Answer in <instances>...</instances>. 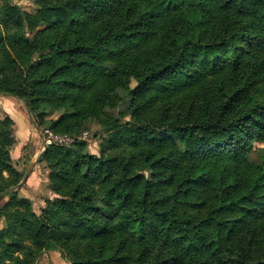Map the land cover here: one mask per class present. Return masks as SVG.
Returning a JSON list of instances; mask_svg holds the SVG:
<instances>
[{"label":"trees","instance_id":"1","mask_svg":"<svg viewBox=\"0 0 264 264\" xmlns=\"http://www.w3.org/2000/svg\"><path fill=\"white\" fill-rule=\"evenodd\" d=\"M0 0V94L49 145L55 195L0 204V264H264V0ZM134 85L131 86V83ZM129 119L123 121V112ZM13 119L0 120V194Z\"/></svg>","mask_w":264,"mask_h":264},{"label":"rangeland","instance_id":"2","mask_svg":"<svg viewBox=\"0 0 264 264\" xmlns=\"http://www.w3.org/2000/svg\"><path fill=\"white\" fill-rule=\"evenodd\" d=\"M14 3L27 11H33L36 8L32 0H15ZM133 85L134 82L131 83V86ZM6 116L13 119L12 132L15 141L10 148L11 163L15 169L22 173V177L29 169L26 181L15 191L17 196L30 200L34 212L39 214L46 206V200H52L55 197L48 187V169L43 162H38L40 154L44 151V140L49 130H43V128H38V126H36L30 111L20 99L0 94V120ZM123 117V121L129 119L126 110L123 112ZM84 131H88V136L80 141L86 142V151L88 153L98 155L100 142L105 135H103L100 128L95 124H91ZM253 147L255 149L262 148L264 144L254 143ZM29 178L32 182H30L31 180ZM28 179L29 184H27ZM32 187L34 188L33 190H31ZM263 196L264 188H257L254 191L253 201L246 205L251 206L254 203L260 202ZM8 198L7 195L2 197L0 199V204H4ZM2 225L3 223L0 220V228ZM51 252L58 253L60 264H70V260L62 258L59 251ZM48 258L47 251H42L35 258V264H57L55 261H50V258L48 260Z\"/></svg>","mask_w":264,"mask_h":264},{"label":"built area","instance_id":"3","mask_svg":"<svg viewBox=\"0 0 264 264\" xmlns=\"http://www.w3.org/2000/svg\"><path fill=\"white\" fill-rule=\"evenodd\" d=\"M88 136V131H82L78 135H69V134H54L52 132H47V137L44 140V145H57L63 147L71 146L75 141L83 140Z\"/></svg>","mask_w":264,"mask_h":264},{"label":"water","instance_id":"4","mask_svg":"<svg viewBox=\"0 0 264 264\" xmlns=\"http://www.w3.org/2000/svg\"><path fill=\"white\" fill-rule=\"evenodd\" d=\"M43 148H44L43 150H45V148H46L45 145ZM28 173H29V169H28V171L25 172V174L23 175V177H22V179L18 185L14 186V187H10L0 194V199L2 197H4L5 195H7L9 192L15 191L18 187H20V185L26 181V179L28 177ZM35 262H36V259H35L33 264H35Z\"/></svg>","mask_w":264,"mask_h":264},{"label":"crops","instance_id":"5","mask_svg":"<svg viewBox=\"0 0 264 264\" xmlns=\"http://www.w3.org/2000/svg\"><path fill=\"white\" fill-rule=\"evenodd\" d=\"M30 179V178H29ZM29 179L27 180V184H29L28 182H29ZM31 180V179H30ZM30 182H32V180L30 181ZM33 183H35V182H33ZM29 186H31V185H29ZM34 188L32 187V189L31 190H33ZM52 196V195H51ZM47 254H48V256H49V258L51 259L50 261H55L57 264H60L59 262H60V257H59V255H58V253L57 252H51V251H48L47 252ZM49 258H48V260H49Z\"/></svg>","mask_w":264,"mask_h":264}]
</instances>
